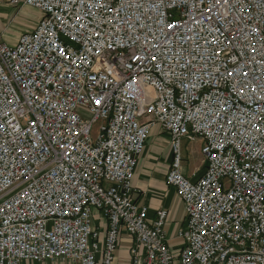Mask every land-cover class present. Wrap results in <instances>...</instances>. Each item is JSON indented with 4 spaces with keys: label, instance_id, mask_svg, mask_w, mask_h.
I'll use <instances>...</instances> for the list:
<instances>
[{
    "label": "built area",
    "instance_id": "2783aa9c",
    "mask_svg": "<svg viewBox=\"0 0 264 264\" xmlns=\"http://www.w3.org/2000/svg\"><path fill=\"white\" fill-rule=\"evenodd\" d=\"M9 2L39 17L0 38V264H112L122 230L129 264H264V0ZM154 125L177 248L133 198ZM182 139L202 142L196 179Z\"/></svg>",
    "mask_w": 264,
    "mask_h": 264
},
{
    "label": "crops",
    "instance_id": "0c3cea01",
    "mask_svg": "<svg viewBox=\"0 0 264 264\" xmlns=\"http://www.w3.org/2000/svg\"><path fill=\"white\" fill-rule=\"evenodd\" d=\"M20 33L19 27H17L16 31L11 33L12 36L8 35V40L6 41L14 44ZM171 159L172 154L169 147L168 135L161 131L158 125H154L145 142L144 150L138 159L132 183L135 188L133 198L139 205L147 206L149 218H153L155 211L159 208L168 210V217L164 228L172 245L177 231L185 227V213L182 202L175 196V189L165 183V173L168 170ZM202 172L203 169L199 175H191V179H196ZM176 200L180 202V207L175 204ZM173 204L175 208L172 207ZM132 245L133 240L122 230L112 264H129V249ZM24 264L70 263L67 260H28Z\"/></svg>",
    "mask_w": 264,
    "mask_h": 264
},
{
    "label": "rangeland",
    "instance_id": "374dc122",
    "mask_svg": "<svg viewBox=\"0 0 264 264\" xmlns=\"http://www.w3.org/2000/svg\"><path fill=\"white\" fill-rule=\"evenodd\" d=\"M9 1L10 0H0V38L4 40H8V35L12 36L11 33H13V31L15 32L17 27H19V30L21 33L30 30L34 26L37 18L39 17V13H38L39 11L37 9L25 7V6H14L10 4ZM17 25H20V26H17ZM161 131L163 130L161 129ZM163 132L167 134V132L165 131ZM202 146H203L202 142L198 139L195 141H189L187 139H182L181 141L182 158H183V164H184V172L187 176H190V177L191 175L197 176L201 173L202 169L204 168L205 163L202 160L203 159ZM169 147H170V144H169ZM166 173H165V176H166ZM175 196L177 197V199L181 201L176 191H175ZM175 204L178 205V207H180L179 206L180 202L178 200H176ZM172 207L175 208V205L173 204ZM183 209H184V205H183ZM101 230H102V227H101ZM118 242H119V239H118ZM118 242H117L116 249L118 247ZM180 243H181V240L178 238H175L174 242L172 243V246L177 248ZM115 251H114V254H115ZM129 253H130V249H129Z\"/></svg>",
    "mask_w": 264,
    "mask_h": 264
},
{
    "label": "bare ground",
    "instance_id": "6f19581e",
    "mask_svg": "<svg viewBox=\"0 0 264 264\" xmlns=\"http://www.w3.org/2000/svg\"><path fill=\"white\" fill-rule=\"evenodd\" d=\"M35 9V8H34Z\"/></svg>",
    "mask_w": 264,
    "mask_h": 264
}]
</instances>
